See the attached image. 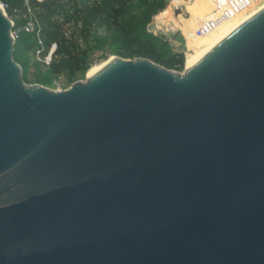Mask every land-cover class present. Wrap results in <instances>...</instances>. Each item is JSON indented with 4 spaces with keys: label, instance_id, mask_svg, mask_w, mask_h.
Here are the masks:
<instances>
[{
    "label": "water",
    "instance_id": "1",
    "mask_svg": "<svg viewBox=\"0 0 264 264\" xmlns=\"http://www.w3.org/2000/svg\"><path fill=\"white\" fill-rule=\"evenodd\" d=\"M12 29L0 6V264H264V5L182 71L112 55L63 89Z\"/></svg>",
    "mask_w": 264,
    "mask_h": 264
},
{
    "label": "trees",
    "instance_id": "2",
    "mask_svg": "<svg viewBox=\"0 0 264 264\" xmlns=\"http://www.w3.org/2000/svg\"><path fill=\"white\" fill-rule=\"evenodd\" d=\"M0 2L14 29L26 21L27 6L31 7L41 27L43 54L52 42L56 43L52 60L46 65L35 58L39 45L34 36L24 31L17 34L13 59L20 65L26 83L53 88L56 80L64 78V85H70L84 78L96 52H101L103 58L109 55L145 57L168 69L182 71L184 68V43H175L169 35L149 29L152 19L168 8L169 0Z\"/></svg>",
    "mask_w": 264,
    "mask_h": 264
},
{
    "label": "built area",
    "instance_id": "3",
    "mask_svg": "<svg viewBox=\"0 0 264 264\" xmlns=\"http://www.w3.org/2000/svg\"><path fill=\"white\" fill-rule=\"evenodd\" d=\"M38 2L42 0H37ZM212 8L210 12L198 20L194 29H192L195 36H201L210 32L220 21L224 19L232 18L241 12L250 10L261 0H209ZM171 2V1H170ZM0 6L4 8V4L0 2ZM176 8V5H173ZM27 18L26 21L18 28L12 29L14 38L20 31L30 33L36 39L39 47L35 50V58L44 64H49L52 60V56L56 50V43L52 42L45 54H43V41L41 38V27L37 20V17L31 7L27 6ZM152 25V24H151ZM154 29L150 28L153 33H160L169 35L175 31H179L183 38L184 33L180 26L172 25L171 23H163L155 19L153 24ZM185 42V41H184Z\"/></svg>",
    "mask_w": 264,
    "mask_h": 264
},
{
    "label": "rangeland",
    "instance_id": "4",
    "mask_svg": "<svg viewBox=\"0 0 264 264\" xmlns=\"http://www.w3.org/2000/svg\"><path fill=\"white\" fill-rule=\"evenodd\" d=\"M187 1H189V0H169V2L167 4L168 8L166 9L168 11V13L165 16L163 15L161 18V22H163V23H172L171 20H173L174 21L173 25L180 26L181 29L183 30L184 38H185V42H184V45H185L184 55H185V57L193 49L203 45L208 40L213 39L214 36L221 33L224 28L233 24L239 18L243 17L246 13H248L251 9H253L254 7L261 4L264 0H261L256 5H254V7H252L250 10H248L246 12H241L232 18L224 19V20L220 21L210 32L205 33L201 36H195L192 29H194V27L197 24L199 19H201L202 17H204L205 15H207L210 12L212 5L209 1V5L204 4L203 6L200 7V8L204 7L203 11H199V12L195 11L194 12L190 9V6H188ZM173 5H176V7H179L181 9V13H178V15H174ZM154 23H155V17L152 19V21L149 25V29L150 28L154 29V26H153ZM184 23H187V27L189 28L188 33L184 29ZM157 33H160V31H158ZM171 35L172 34H169L170 38H171ZM175 43H177V41ZM100 55H101V52H96L93 55V64L100 63L109 57L108 56L106 58H103ZM81 79H83V78H81ZM64 83H65L64 78L56 80L55 86L53 87V89H63V88H66V86L67 87L69 86V85H64Z\"/></svg>",
    "mask_w": 264,
    "mask_h": 264
},
{
    "label": "bare ground",
    "instance_id": "5",
    "mask_svg": "<svg viewBox=\"0 0 264 264\" xmlns=\"http://www.w3.org/2000/svg\"><path fill=\"white\" fill-rule=\"evenodd\" d=\"M188 6H190V9L192 11H203V8H200L201 6L205 5H209V0H190L187 2ZM187 5V4H186ZM264 5V1L259 4L258 6L254 7L253 9H251L248 13H246L243 17L239 18L237 21H235L233 24L227 26L226 28L223 29V31L219 34H217L216 36H214L213 39L208 40L206 43H204L203 45L193 49L191 52H189L186 57H185V66H186V62L188 60H190L191 58H193L194 56H196L197 54H199L201 51H203L205 48H207L209 45H211L212 43H214L216 40H218L220 37H222L224 34H226L228 31H230L231 29H233L235 26H237L239 23H241L243 20H245L247 17H249L252 13H254L256 10H258L261 6ZM168 11L164 10L163 12H161L158 16V20L161 21L162 16L167 15ZM171 24L173 25L174 21L171 20ZM184 29L187 31H189V28L187 27V23H184ZM185 41V38H184ZM115 59L114 56H109L107 59H105L104 61L97 63V64H92L90 66V68L87 70L86 72V76H90L93 73H95L98 69H100L102 66H104L105 64L109 63L110 61H113Z\"/></svg>",
    "mask_w": 264,
    "mask_h": 264
}]
</instances>
